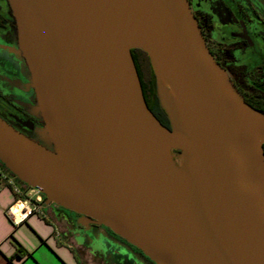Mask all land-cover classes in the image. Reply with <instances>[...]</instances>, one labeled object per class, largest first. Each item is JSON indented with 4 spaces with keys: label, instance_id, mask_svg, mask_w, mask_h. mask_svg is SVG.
Here are the masks:
<instances>
[{
    "label": "water",
    "instance_id": "95a60500",
    "mask_svg": "<svg viewBox=\"0 0 264 264\" xmlns=\"http://www.w3.org/2000/svg\"><path fill=\"white\" fill-rule=\"evenodd\" d=\"M9 2L52 145L0 117V162L10 173L155 264H264V113L214 59L189 0ZM118 47L130 51L134 99L117 74ZM135 49L179 98L170 111L160 102L169 128L148 108ZM147 132L185 152L191 209L173 195L171 165L152 152Z\"/></svg>",
    "mask_w": 264,
    "mask_h": 264
},
{
    "label": "flooded vegetation",
    "instance_id": "af4514ba",
    "mask_svg": "<svg viewBox=\"0 0 264 264\" xmlns=\"http://www.w3.org/2000/svg\"><path fill=\"white\" fill-rule=\"evenodd\" d=\"M189 3L214 59L227 72L244 101L264 110V0H189ZM18 34L9 0H0V117L29 139L52 148L42 134L45 123L37 107L38 98ZM80 218L75 212L71 216L78 253L88 250L106 264H155L110 228L82 223ZM89 229H100L102 233L87 232ZM86 235L88 243L84 242Z\"/></svg>",
    "mask_w": 264,
    "mask_h": 264
},
{
    "label": "crops",
    "instance_id": "0c3cea01",
    "mask_svg": "<svg viewBox=\"0 0 264 264\" xmlns=\"http://www.w3.org/2000/svg\"><path fill=\"white\" fill-rule=\"evenodd\" d=\"M28 188L15 179L10 185L0 177V264H79L76 250L73 211L54 203L43 204L27 221L14 226L7 215V209L17 199L23 197ZM25 197V196H24ZM22 253H18V249Z\"/></svg>",
    "mask_w": 264,
    "mask_h": 264
},
{
    "label": "bare ground",
    "instance_id": "6f19581e",
    "mask_svg": "<svg viewBox=\"0 0 264 264\" xmlns=\"http://www.w3.org/2000/svg\"><path fill=\"white\" fill-rule=\"evenodd\" d=\"M130 51L125 47H118L115 49L114 59L117 67V74L119 76L120 83L126 91L128 98L134 99L139 93V84L135 76V70L130 58ZM162 83L161 99L166 109L170 111L171 104L175 105L179 102V98L172 88L171 84L162 76H160ZM149 133V134H148ZM173 134L182 137V132L173 126ZM148 143L153 153L159 158L164 164L169 159L170 148L173 147L168 141L165 140L161 135L156 133L147 132ZM179 170H174L171 166L167 167L166 178L168 184L173 191V195L184 209H191V198L194 195V183L192 175L190 174L188 167L184 163ZM177 168V166H176ZM59 181V179H58ZM60 182V181H59Z\"/></svg>",
    "mask_w": 264,
    "mask_h": 264
},
{
    "label": "trees",
    "instance_id": "16d2710c",
    "mask_svg": "<svg viewBox=\"0 0 264 264\" xmlns=\"http://www.w3.org/2000/svg\"><path fill=\"white\" fill-rule=\"evenodd\" d=\"M147 55L148 54L146 52L140 49H135L132 51V57L135 62L136 68L138 70L137 73L142 85L143 95L149 106L148 108L163 123L165 127L169 128L170 121L167 115L165 114V111L161 108V104L156 93L157 84H156V76L154 74L155 71L152 68L149 57ZM259 111L264 113V110H259ZM10 175L13 176L11 173ZM16 180L22 184H25L22 181H20L18 178H16ZM22 252H23L22 249L19 248L18 253L21 254Z\"/></svg>",
    "mask_w": 264,
    "mask_h": 264
},
{
    "label": "built area",
    "instance_id": "2783aa9c",
    "mask_svg": "<svg viewBox=\"0 0 264 264\" xmlns=\"http://www.w3.org/2000/svg\"><path fill=\"white\" fill-rule=\"evenodd\" d=\"M0 177L5 178L10 185L15 184L16 178L8 175L2 168H0ZM25 186L28 188L27 192L24 194L21 189L17 188L16 192L23 195V197L17 199L7 209V215L14 226L25 223L30 216L34 215L38 210H42L45 202V197L38 188Z\"/></svg>",
    "mask_w": 264,
    "mask_h": 264
},
{
    "label": "rangeland",
    "instance_id": "374dc122",
    "mask_svg": "<svg viewBox=\"0 0 264 264\" xmlns=\"http://www.w3.org/2000/svg\"><path fill=\"white\" fill-rule=\"evenodd\" d=\"M155 76H156V84H157L156 93L160 97V102L163 105V109L166 110L165 109V105L163 104V101L161 99L162 83H161V80L157 77V75H155ZM49 147H52V145L49 144ZM186 158H187V156H186L185 152L182 151V149L177 148V147H171L170 148V155H169L168 162H169V164L171 165V167L174 170H179L180 168L182 170V168H183L182 165L185 163ZM176 166H177V168H176ZM0 168H2L3 171H5L6 173H8V175H10L8 169H6L2 165V163L0 164ZM183 170H184V168H183ZM80 220H81V218H80ZM91 230H93V229H91ZM91 230L89 229V231H87V232H90ZM93 233L100 234V233H102V230L94 229ZM86 234H88V233H86ZM88 237L89 236L86 235V237L84 239L85 243L89 242V240H88L89 238ZM78 249H80V248H78ZM72 251L75 252L76 255H78V251L77 250L73 249ZM79 256H80V259H81V261H79V264H106L105 262H103V260L100 257L92 256V254H90L88 252V250H85V249L80 250ZM72 264H75V262L73 261Z\"/></svg>",
    "mask_w": 264,
    "mask_h": 264
}]
</instances>
